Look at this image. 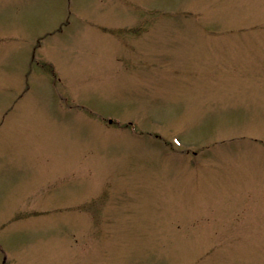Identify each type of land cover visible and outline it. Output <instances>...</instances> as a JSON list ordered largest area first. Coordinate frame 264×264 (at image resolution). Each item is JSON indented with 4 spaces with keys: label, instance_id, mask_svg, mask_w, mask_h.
Instances as JSON below:
<instances>
[{
    "label": "rangeland",
    "instance_id": "374dc122",
    "mask_svg": "<svg viewBox=\"0 0 264 264\" xmlns=\"http://www.w3.org/2000/svg\"><path fill=\"white\" fill-rule=\"evenodd\" d=\"M0 245L264 264V0H0Z\"/></svg>",
    "mask_w": 264,
    "mask_h": 264
},
{
    "label": "flooded vegetation",
    "instance_id": "af4514ba",
    "mask_svg": "<svg viewBox=\"0 0 264 264\" xmlns=\"http://www.w3.org/2000/svg\"><path fill=\"white\" fill-rule=\"evenodd\" d=\"M0 251H2L1 252L2 253L1 254L2 258L0 257L2 264H12V263L9 262L8 257H7V255L5 253V251L2 249L1 245H0ZM14 264H16L15 261H14Z\"/></svg>",
    "mask_w": 264,
    "mask_h": 264
}]
</instances>
